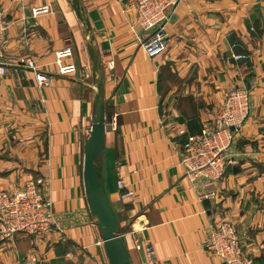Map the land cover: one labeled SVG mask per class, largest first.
Instances as JSON below:
<instances>
[{"label":"crops","instance_id":"0c3cea01","mask_svg":"<svg viewBox=\"0 0 264 264\" xmlns=\"http://www.w3.org/2000/svg\"><path fill=\"white\" fill-rule=\"evenodd\" d=\"M79 1L105 71L106 187L132 264H220L203 244L209 225L221 220L242 230L256 264H264V0H182L169 20V45L155 57L141 46L147 32L137 25L134 0ZM37 4L0 0L9 23L0 74V190L45 178L64 232L2 241L0 264H109L84 185L95 85L83 25L69 0H52V13L34 19ZM66 45L78 69L60 75L55 53ZM23 55L37 60L48 85L16 65ZM111 59L113 70L106 67ZM251 77L259 82L229 150L235 162L217 180L216 197L202 199L205 179L185 176L183 145L215 116L225 90ZM119 178L134 190L132 200L121 199ZM146 242L154 258L136 248Z\"/></svg>","mask_w":264,"mask_h":264},{"label":"built area","instance_id":"2783aa9c","mask_svg":"<svg viewBox=\"0 0 264 264\" xmlns=\"http://www.w3.org/2000/svg\"><path fill=\"white\" fill-rule=\"evenodd\" d=\"M38 2L31 9V17L37 18L52 13V0ZM182 0H134L137 12V25L147 35L141 40V46L151 57L163 53L170 41L168 24L172 14ZM9 28L5 21V12L0 9V74L5 73L2 66L4 57V35ZM243 55H235L236 59ZM74 49L71 45L55 53L54 63L60 75L77 72L78 66L73 60ZM16 65L31 70L40 86L48 85L50 77L43 73L37 60L31 55L18 58ZM106 67L113 70L115 61L109 60ZM259 80L251 77L246 83L228 88L223 93V101L215 116L205 122L199 133L190 134L181 150L180 164L185 176L190 181L205 179L202 199H214L218 193L217 180L221 179L229 164L235 162L229 154L236 138L241 134L251 115V96ZM117 118L112 121V128L117 129ZM181 129L180 133H185ZM45 178L32 177L13 188L0 190V242L11 240L19 234L44 238L53 233H63L64 228L57 218L53 200L44 189ZM117 188L123 201L134 198L135 192L128 188L122 178L117 180ZM245 234L229 220L213 222L209 225V234L204 247L220 259V264H256L255 257L247 248ZM136 248H143L155 257L154 247L146 242L137 243ZM36 258L26 259L23 264H33Z\"/></svg>","mask_w":264,"mask_h":264},{"label":"water","instance_id":"95a60500","mask_svg":"<svg viewBox=\"0 0 264 264\" xmlns=\"http://www.w3.org/2000/svg\"><path fill=\"white\" fill-rule=\"evenodd\" d=\"M83 25L84 37L93 66L95 85L94 115L91 134L85 141L84 185L88 205L102 231V240L109 264H132L125 237L120 233V220L106 187V100L104 89L105 71L94 47L89 19L79 0H69ZM101 158V164L95 162Z\"/></svg>","mask_w":264,"mask_h":264},{"label":"bare ground","instance_id":"6f19581e","mask_svg":"<svg viewBox=\"0 0 264 264\" xmlns=\"http://www.w3.org/2000/svg\"><path fill=\"white\" fill-rule=\"evenodd\" d=\"M101 160V158L100 157H97L96 159H95V162L97 163V160ZM99 165V164H98Z\"/></svg>","mask_w":264,"mask_h":264},{"label":"rangeland","instance_id":"374dc122","mask_svg":"<svg viewBox=\"0 0 264 264\" xmlns=\"http://www.w3.org/2000/svg\"><path fill=\"white\" fill-rule=\"evenodd\" d=\"M97 164H99V165L101 164V160H100V159L97 160ZM120 233H121V232H120Z\"/></svg>","mask_w":264,"mask_h":264}]
</instances>
